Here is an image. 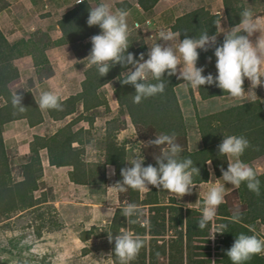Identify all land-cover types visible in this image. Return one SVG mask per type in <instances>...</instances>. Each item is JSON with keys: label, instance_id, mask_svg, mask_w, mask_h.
Wrapping results in <instances>:
<instances>
[{"label": "trees", "instance_id": "obj_1", "mask_svg": "<svg viewBox=\"0 0 264 264\" xmlns=\"http://www.w3.org/2000/svg\"><path fill=\"white\" fill-rule=\"evenodd\" d=\"M157 1L137 0V3L145 12H149ZM223 5L229 24L228 29H230L239 23V12L244 6L240 0H223ZM117 7L128 9L130 4L121 1L117 2ZM89 8L82 0L63 12L57 21L61 35L56 39L37 30L33 31L28 38L9 42L0 29V96L6 101L0 106V216L7 218L16 210L34 208L45 200L43 167L39 153L42 149L46 150L50 165L71 167L68 171V178L75 184L89 186L94 184L103 187L106 181V165L108 164L115 167L116 181L122 179L120 169L130 165L125 162L128 155L125 144L115 141L116 116L112 118L113 120L108 126L109 130L102 141L105 150L103 151L104 156L97 162H89L84 158V145L90 139L88 137L90 131L85 130V135L82 137L81 128L73 129V125L81 119H86L91 126L96 116L95 110L101 106L105 109L108 108V101L101 91V87L109 82L113 84V93L118 107L124 115L129 117L139 138L145 144L155 135L175 133L176 142L183 147L181 158L191 157L194 165L196 164L200 169L199 174L193 176L195 184L208 180L207 161L211 160L216 176L222 175V168L227 169L228 157L218 154V145L222 141L223 135H244L250 141L249 147L240 157L245 163L252 166L253 159L258 156L264 157V107L259 98H252V102L242 101L232 104L210 113L201 114L195 111V126L201 145L194 148L190 146L187 139L188 129L175 92V86L183 79H177L176 75L168 76L165 73V91L156 96L145 98L137 104L132 101L135 92L134 86L122 84L119 80L120 75L127 69L118 63L101 77L94 66L86 67L83 70L84 78L81 82V90L64 98L62 109L45 111L52 121L63 120L73 113L75 116L63 126L57 127L53 133L34 135L29 141V153L20 156L21 161L15 168L16 173L12 174V157L5 148L2 136L3 124L17 118L23 119L29 126H33L44 119L43 112L37 107L34 94L30 89L22 93V103L26 106L24 112H18L11 105L12 91L9 84L19 76L14 61L21 56L31 55L33 64L41 76L50 75V72L43 74V67L48 63L44 51L51 46L69 44L79 57L89 53L90 37L100 32L98 26H89L86 23ZM174 19L171 30L180 32L179 39L182 40L185 36L194 37L206 30L210 35L216 33L215 23L219 21L220 15L198 7ZM216 34L218 42H222L223 33ZM129 44L128 51L135 54L143 52L147 58L148 50L139 33H130ZM208 57L212 58L211 61L207 59ZM200 65L205 66V75L209 72L215 75V56L211 49L200 53L197 66ZM47 69L45 68V71ZM247 85L248 80L245 79L244 88ZM196 90L200 99L227 94L215 85L205 84ZM188 91L190 98L194 101L193 89L188 88ZM74 141L78 142L77 146H72ZM146 148H148L145 154L148 162H145V165L155 164L154 156L159 153V146L148 145ZM258 179L260 180L259 194L248 190L244 183L239 188L234 187L233 190L226 193L224 202L218 207L216 217L207 227V229L211 228L214 222L217 223L218 228L227 226L224 228V232H219L212 264H232L226 255V249L233 244L238 234H256L260 237L258 229L260 225H264V172L258 173ZM36 191H39L38 195L35 194ZM166 193L168 191L159 190L152 185L143 195L140 191L130 188L125 192L118 191L119 205L115 208L107 233L108 236L110 233L114 237L116 233L131 231L143 239L144 245L131 264H195L199 261L195 257L202 255L195 249L209 248L206 245L196 244V242L209 241L208 238L198 240L199 234L206 229L198 227L203 200H200V208H185L176 204L172 196L167 198V202L162 201ZM129 203L136 204L138 208L147 207L145 221L138 220L139 216L126 218L122 215L120 209ZM237 209L241 213V218L238 222H234L232 214ZM132 219H135L136 222L133 223ZM91 235V228L83 230L80 239L86 241ZM109 243L112 262L119 264L112 251L114 240ZM206 255H209V252ZM163 257L165 260H160ZM245 264H264V255L262 253L253 255Z\"/></svg>", "mask_w": 264, "mask_h": 264}, {"label": "clouds", "instance_id": "obj_2", "mask_svg": "<svg viewBox=\"0 0 264 264\" xmlns=\"http://www.w3.org/2000/svg\"><path fill=\"white\" fill-rule=\"evenodd\" d=\"M80 2L82 0H76V3ZM128 15V10L124 8L113 11L107 0H101L89 8L86 23L98 26L100 32L90 37L91 48L85 57V67L94 66L99 77L106 75L118 63L125 67L127 70L123 71L119 80L122 84L134 86L133 103L138 104L145 98L163 93L165 73L168 76L176 75L177 79L182 78L186 89H197L205 84L215 85L223 93L244 102H252V98L245 93L264 86V20L258 18L253 9L242 8L239 23L228 30L220 27L221 19L215 23L216 33H223L222 42H218L216 33L210 35L207 30L194 37L185 36L182 40L179 39L180 32L161 30L159 38L170 43L152 44L147 51V58L143 52L135 54L128 51ZM257 32L259 35L256 39H250ZM210 49L215 56V75L211 72L205 75V66H197L200 53ZM207 59L211 61L212 58ZM245 79L250 82L247 90L244 88ZM34 99L37 107L46 111L62 109L64 97L57 91L44 90L38 96L34 94ZM22 100L23 96L17 90L11 93V105L21 113L26 110ZM148 145L159 146V153L154 156L156 163L145 165L146 157L141 150L133 153L127 159L130 166L120 169L122 179L115 183L116 190L125 192L130 188L143 191L152 185L159 190L177 194V198L190 194L195 185L193 176L199 174L200 169L194 165L191 157L181 158L183 147L176 142L175 133L155 135L147 141L146 146ZM249 145L250 141L244 135H223L218 145V154L228 157V166L227 169H221L222 178L235 188L244 183L248 190L259 194L260 180L257 171L240 159ZM207 163L211 164V160ZM114 171L113 169V173ZM210 174L214 175V172ZM224 197L225 184L215 183L207 191L202 201L199 229L209 226L217 215L219 205L224 202ZM120 211L126 218H135L140 212L134 203L127 204ZM240 218L241 213L237 209L232 214V220L238 222ZM132 222L135 223V219ZM226 227L221 226L210 237L214 238L216 232H224ZM108 239L109 242L114 240L112 251L119 264H131L144 245L143 239L131 231L116 233L114 237L109 233ZM261 253H264V239L256 234L240 233L226 249V255L232 264H245L253 255Z\"/></svg>", "mask_w": 264, "mask_h": 264}, {"label": "rangeland", "instance_id": "obj_3", "mask_svg": "<svg viewBox=\"0 0 264 264\" xmlns=\"http://www.w3.org/2000/svg\"><path fill=\"white\" fill-rule=\"evenodd\" d=\"M115 1L116 0H109V4L113 11H115ZM57 2L58 0H44L42 3L43 5L46 4L45 6H42V9H46L51 13L53 12V15L58 12H65L67 10L66 8L74 4L73 0L70 1L69 5H66L65 2L63 4ZM85 2L86 4L90 3L95 5L94 0H85ZM251 2L254 4L255 1L246 0L248 5H250ZM258 2L264 3V0H258ZM52 3L57 4L54 6L55 10H51L52 8L50 4ZM0 4L3 5H0L1 11V9H5L6 0L0 1ZM17 6L18 7L14 9V14L18 16L16 22L23 23L18 26L20 27V31L25 25L26 27L24 28H27V31H25L27 32L26 34L40 30L41 32L49 34L51 37H55V39L57 38V33L52 31L55 25V18L51 20L50 18H46L49 15L44 17H42V15L36 16L33 7H31L30 11H32L29 14L25 11V7H21V4H18ZM56 8H58V10H56ZM215 8L217 9L218 7ZM9 10L10 9L7 11ZM222 14L224 13L222 12ZM132 16L133 14H130L127 17L129 31L134 34L139 33L142 37L140 27L139 29L133 28V21H141L138 20L139 18H132ZM222 20L224 23V18H222ZM31 29L33 31H31ZM48 30L51 32L48 33ZM4 31L8 32L5 28ZM50 48H53V50L48 51L50 59L43 67V74L50 72L51 77L46 80L48 74H45V77H43V75L39 76L38 69L35 66L32 67L34 64H31L29 61L27 62L28 64L21 63V72L19 73V76L11 81L13 82V91L17 90L18 93H21L24 89L29 88L33 90V94L38 96L41 91L54 90L61 96L65 97L68 94H72L74 91L79 92L81 90V82L84 78L83 70L87 67H85V65H87V59L83 57L85 54L79 57L69 44H62L58 47L51 46ZM45 68L48 69L45 71ZM112 89L113 84L110 82L101 87V91L108 95H110L109 92H111ZM192 96L194 97V94H192ZM177 100L178 103L183 100L180 93L178 94ZM196 100L197 102L195 103H197L198 107L194 104V108L198 113H201L204 110L205 112L216 111L218 108L222 107V105L230 106L233 104L231 103L233 99L228 97L213 99L209 102L202 101L199 97H197ZM110 104L111 105L107 109L101 106L95 110V117L97 118L95 120L96 124L92 126V131H90L92 142H90L87 147V152H91V155H97L98 153L100 155L102 154L99 138L100 134L102 135L103 121L110 118L112 115L117 116L120 120H122V117L126 116L117 104H115V101H112ZM185 108H183L184 112L188 109ZM190 113L191 117L187 118L185 123L187 129L192 131L194 130L195 125L192 110H190ZM50 120H48L50 126H48L47 129H55L57 123ZM64 121L65 119L61 120V123ZM130 123L129 125H132V123ZM129 128L131 127L129 126ZM115 129H118V123L116 124ZM117 133L116 137L119 136V138H122L123 134L125 135V141H127L128 146L130 147V158L133 153L140 150L143 155L146 154V150H148L146 144L141 138L139 140H136L135 138L134 142V140L131 139V129H127L124 132L118 130ZM9 152L12 157L11 172L12 174H15V168H17L21 161L20 156L14 154L12 150ZM101 158L102 157L98 156V160ZM145 160L148 159L146 158ZM253 163L256 166H260L258 168L259 172L263 171V156H258L253 159ZM222 181H220V183L225 184V194L233 190L234 186ZM43 182L44 189L46 188V198L43 202L39 203L34 208L16 210L7 218L0 216V264H113L107 232L109 222L114 213L113 211H115L117 204L119 205V200L117 201L116 199L117 194L116 191H114V185H112L110 179L107 182L106 177L105 185L103 187L95 186L94 184L90 186H76L69 184L66 177L58 182L62 185L60 188H54L56 186L51 185V181L49 180L48 187H46L44 179ZM215 183L219 182H216L214 177H211V180L207 184L194 185L190 194H185L183 197L177 198V194L168 192L166 195L164 194L162 201L167 202V198L172 196L175 199V203L178 205H182L185 208H200V200H203L207 191L214 186ZM53 190H55V192ZM38 193L39 191L35 192L36 195H38ZM143 194L144 192L142 195ZM53 199H58V201L62 200V202L55 203ZM52 201H54V203ZM100 201L102 203L97 204ZM139 210L138 220L145 221L148 212L147 207L141 206ZM198 216H200V214H198ZM100 217H103L104 219L101 220ZM262 226L263 225L259 226L258 233L260 234V238L264 239V235L261 233L262 231L264 232V226ZM90 228L92 230L90 238L86 239V241L79 239L81 232ZM217 229V223L214 222L211 228H206L199 234L198 240L208 238L207 240L209 241L200 243L196 242V244L199 246L206 245L209 248L195 249V251L202 254L195 257L199 260L195 264H212V260L215 258L214 248L217 245L220 233H214V238H211L210 235ZM207 252H209V255H206ZM262 254L264 255V253ZM160 260H165V258H160Z\"/></svg>", "mask_w": 264, "mask_h": 264}, {"label": "crops", "instance_id": "obj_4", "mask_svg": "<svg viewBox=\"0 0 264 264\" xmlns=\"http://www.w3.org/2000/svg\"><path fill=\"white\" fill-rule=\"evenodd\" d=\"M42 1H44V0H6L5 9H3V10L1 9V11H0V22H1L0 23V29L9 42H15L20 38H28L32 33V32H30L29 34H26L27 32H25V31H27V28H24V27H26L25 25L23 26V28H21V31L19 29L20 27H18L19 25L23 24L21 22H19V23L16 22V18L18 16L16 14H14V9L18 7L17 6L18 4H21V7H25L26 8L25 11H27L29 14L32 11V10L30 11L31 7H33L34 8L33 11H34L36 16L42 15V17H44V16L49 15L46 18H50L51 20L55 18L54 19L55 25H54V28L52 31L57 33V36H56L57 38L61 35V32L59 30V27H58V24L56 21H58L62 12H58L57 14L52 15L53 12L51 13L50 11H48L46 9H42V6H45V4H46L45 3L43 5ZM70 1L71 0H58L57 3L63 4L65 2L66 5H69ZM121 1L128 2L130 4V7L127 9L129 12V15L133 14L132 18H134V17L139 18L138 20L141 21V22H138L137 20L133 21L134 22L133 28L139 29V27H140V31H141V34L143 37V41L147 47V50L154 43H161V44L170 43V42L163 41L162 38H159L160 30L172 31L171 26L174 23V20H175L174 18H176L179 15L186 13L190 10L198 8V7H203L204 9L209 10L211 13H218L220 15V19H221L220 27L224 28L225 30H228V28H229L227 17L225 15L223 0H158L157 3L152 8V10L149 12H145L137 3V0H116L115 6H114L115 10L118 9L117 2H121ZM254 1H255L254 4L251 2L250 5H248V3H246V0H240V3H243L244 7H248V8L253 9L256 16L258 18L264 20V3L258 2V0H254ZM73 2L75 3V0H73ZM100 2H101V0H97V1L94 0L95 5H97ZM107 2L109 3V0H107ZM50 5L52 8L51 10H55L54 6H56L57 4L52 3ZM95 5H92L90 3L87 4V6H89V7H93ZM72 6H73V4L70 5L68 8H70ZM215 7H218V8L216 9ZM68 8H66V9H68ZM8 9H10V10L7 11ZM56 10H58V8H56ZM222 12L224 14H222ZM46 18H43V19H46ZM222 18H224V20H225L224 23H223ZM137 25H139V27H137ZM3 27L6 30H8V32H5ZM24 29H26V30H24ZM31 31H33V30L31 29ZM50 32L51 31L48 30V33H50ZM258 35H259V33L257 32L250 39L255 40L256 36H258ZM52 38H55V37L52 36ZM58 46H60V45H58ZM54 49H55V47H54ZM52 50H53V48L49 47V48L45 49V51H44L45 55L48 59V62L50 59V57L48 55V51H52ZM87 55H88V53L85 54V56H83V57L85 58ZM28 61L31 62V64H33V60H32L31 55H24V56L19 57V59L18 58L15 59L14 63L17 66L19 73L21 72V65H22L21 63L28 64L27 63ZM32 67H34V65ZM179 67L180 66L178 65V69H179ZM43 77H45V76L43 75ZM50 77H51L50 75H47L46 80H48ZM9 85H10L11 91L13 92V89H12L13 82H11ZM249 85H250V82L248 81V85L245 88L246 90L249 88ZM27 90H29V88L24 89V91L21 92L20 94L24 93ZM30 90L33 92L32 89H30ZM175 92H176L177 97H178V94L180 93V95L183 99V100H181L183 104L181 103V101H179V103H180V107H181V111L183 114L184 121H186L187 118L191 117L190 110H192V115L194 118V125H195L196 120H195L194 104L196 107H198L197 103H195V102H197L196 98L199 97L198 92L196 91V89L193 90V94H194V97H193L194 102H193L192 99L190 98V94H189L188 89H186L184 87L183 81H181L180 83H178L175 86ZM75 93H76V91H74L72 94H75ZM72 94H68L64 98H66ZM104 94L106 95V98L108 101V107L111 105L110 103L112 101H115V104H117L115 95L113 93V89L111 92H109V94L111 96L106 94V93H104ZM245 95L249 96L251 98H259L260 101L262 102V104L264 105V86H259L255 90L245 93ZM227 97L233 99L231 102L233 104L242 102V100L230 97L228 94L217 96V97H212L209 99H200V98L199 99L202 101L209 102V101H212L213 99H222V98H227ZM117 106H118V104H117ZM222 107H226V106L222 105ZM222 107H220L218 109H221ZM183 108H185V109L190 108V109L189 110L187 109V111L184 112ZM110 109H111V107H110ZM42 112H43V116H44L43 121L36 124V125H33V126H29L25 120L17 119V118H16V120L8 121V122L3 124L2 136H3L5 148L8 150V152L12 150L14 152V154H16L18 156L27 155L29 153V141L32 140L34 135H42L44 133H53L57 127L63 126L72 117L75 116V113L67 116L63 123H61V120L53 121V122L57 123L56 128L52 129V130H48L47 128H48V126H50V124L48 123V120H50V119L46 115L45 111H42ZM205 113H210V112H205V110L201 112V114H205ZM113 117H115V115L114 116L112 115V116H110V118H107L106 120L103 121L102 135L100 134V138H99V140H100L99 143L101 144L100 147L102 148V150H101L102 154L101 155L99 153L97 155H95V154L91 155V152H87V147L89 146L90 142H92L91 141V132H90V134L88 136L90 139H89L88 143H86L84 145L85 159L87 161L97 162V161H99L98 156L103 158V156H104L103 151H105V150H104L102 141L105 139V135H106L107 131L109 130L108 126L111 123V121L113 120L112 119ZM115 118H117V123H118V129L114 130L115 141L117 143L123 142L125 144V147L128 150V155L126 157L125 162L128 165L129 162L127 161V159H130V155H129L130 147L128 146L127 141H125L126 140L125 135L123 134L122 138H119V136L116 137L118 134L117 132H118V130L120 132H124L127 129H131V133H132L131 139L134 140V142H135V138H136V140H139L140 138H139L137 132L135 131L134 126L129 125L130 119L127 115L122 117V120H120L117 116ZM96 119L97 118L95 117L91 126L89 125V123L86 119H81L73 125V129L76 130L78 128H81L83 131L82 132V137H83V135H85V130L92 131V128H93L92 126H94L96 124V121H95ZM50 121H52V120H50ZM129 126L131 128H129ZM187 139L190 143V146H192L194 148L200 147V145H201L200 137H199V134L197 132L196 126H194V130H192V131L188 130ZM77 145H78L77 141H74L72 143V146H77ZM86 152H87V154H86ZM39 153H40L41 163H42V167H43V179L46 182V184H45L46 187H48V180H49V181H51V183H50L51 185L56 186L54 188H57V187L60 188V186H62V185L59 184L58 182L65 179V177H66V180L68 181L69 184H73L76 186H82V185L74 184V183L69 181L68 171L71 169L70 166L56 167L54 165H50L48 162L46 150L42 149V150H40ZM144 156L146 157L145 154H144ZM102 158L100 160H102ZM145 162H148V160H145ZM251 162H252L251 163L252 166L257 171V173L264 172V169H263V171L259 172L258 168L260 166H256L253 163V160ZM207 166L209 168L208 180L206 182L197 183L195 185L207 184L211 180V177L212 178L214 177V180L216 182H219V183H220V181L223 180L222 175L216 176L215 174L214 175L210 174L211 172H214L211 164L207 163ZM106 168H107V170H106L107 182L110 179V181L112 182V185H115V183L117 181H116L115 171L113 173V169L115 170L114 165L108 164V165H106ZM55 181H56V183H55ZM148 187H150V185ZM45 190H46V188H45ZM147 190L148 189H145L141 192L143 193V192H146ZM53 191L55 192V190H53ZM114 191H116V194H117L116 199L118 201V191L116 190L115 187H114ZM53 200L55 201V203L56 202H58V203L62 202V200L58 201V199H56V200L53 199ZM54 201H52V202L54 203ZM100 203H102V202L100 201L97 204H100ZM117 206H118V204H117ZM100 219L103 220L104 218L100 217ZM261 233L264 235L263 231Z\"/></svg>", "mask_w": 264, "mask_h": 264}, {"label": "built area", "instance_id": "obj_5", "mask_svg": "<svg viewBox=\"0 0 264 264\" xmlns=\"http://www.w3.org/2000/svg\"><path fill=\"white\" fill-rule=\"evenodd\" d=\"M6 101H5V99L2 97V96H0V106L2 105V104H4ZM208 170H209V168H208Z\"/></svg>", "mask_w": 264, "mask_h": 264}]
</instances>
